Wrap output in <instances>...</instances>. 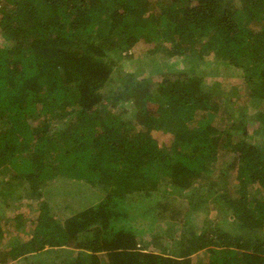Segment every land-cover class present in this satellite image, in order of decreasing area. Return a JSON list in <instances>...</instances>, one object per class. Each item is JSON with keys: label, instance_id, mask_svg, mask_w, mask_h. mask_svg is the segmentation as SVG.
Wrapping results in <instances>:
<instances>
[{"label": "trees", "instance_id": "16d2710c", "mask_svg": "<svg viewBox=\"0 0 264 264\" xmlns=\"http://www.w3.org/2000/svg\"><path fill=\"white\" fill-rule=\"evenodd\" d=\"M204 56L240 73L245 102L218 100ZM0 196L38 201L0 214V264H264V0H0ZM213 201L223 216L196 234ZM11 221L24 236L3 243Z\"/></svg>", "mask_w": 264, "mask_h": 264}, {"label": "rangeland", "instance_id": "374dc122", "mask_svg": "<svg viewBox=\"0 0 264 264\" xmlns=\"http://www.w3.org/2000/svg\"><path fill=\"white\" fill-rule=\"evenodd\" d=\"M137 48H134V51L135 52V57H131V58H128V59H125L124 63H123V66L124 68H126V70H134V64L136 63V60L139 61V59L141 60H144V57H145V47L143 46V43L140 42L138 43L137 45ZM135 46V47H136ZM139 58V59H138ZM157 59H162L161 62H165L166 65L168 67L171 68V74H169L168 72V75L169 76H173L174 74H177L179 75L178 73L180 71H182V69L184 68V62L181 61L180 58H164L162 55H158L156 56ZM206 56H204L201 61V63L199 64V67H198V74H202L204 75V81L206 82V84L208 85H211V84H214V82L216 80H221L222 84H224V86L222 87V90H217L215 92L216 95H218V100L219 101H223V99H225V96L228 94V92H230L231 90H233L237 96L239 97L238 99V102L240 101H244L247 100V93L249 92V89L246 87V84H245V80L241 77L240 73H234L233 71H231L230 69H226V68H221V67H218V64H213L212 62H204V60H206ZM209 59V58H208ZM167 67V68H168ZM218 67V69H217ZM150 71V73L152 74V71L151 69L150 70H146V73L148 74ZM213 71V73H210L207 75V72H211ZM219 71V72H217ZM164 72H166V70H164L163 72L162 71H159V72H153L152 76L155 77V79H159L161 77V74H163ZM217 72V73H216ZM204 73V74H203ZM215 74V75H214ZM184 75V74H183ZM187 76H193L191 73H187ZM127 106H129V104H126ZM250 105V104H249ZM253 108V107H251ZM168 137L166 136H163L161 138V141H163L165 144L168 145ZM225 158H227V160H230V156H225ZM217 174V172L215 173V175ZM216 177V176H215ZM230 179H233L231 177L228 178V185H233V183L235 184V181L234 180H230ZM219 185V184H218ZM208 191V189H207ZM54 196V195H52ZM1 197V196H0ZM58 197H56L57 199ZM60 199H63V197H59ZM50 200H52V198H49ZM49 200V201H50ZM18 200H16L15 202H11V204H15L17 203L18 205H20V208L19 209H16L15 206L14 208H8V209H5L4 208V205L0 202V214H2V216H4L5 218H8V219H12L17 213L18 214H22L23 215V218L28 220L29 217L31 218H34L36 216V210H37V202L38 201H22V202H17ZM75 203V202H74ZM214 204H212V202H208L204 207L202 208H197V209H194L193 211V214L191 215V224L193 226V229L196 230V234L200 233L203 228H204V221L208 218H210L212 221H216V220H219L220 217L223 216V212H222V209H220V206L221 204L219 203V201H213ZM31 206H30V205ZM71 204H69V208L71 207ZM62 208V207H61ZM72 208V207H71ZM76 210H65L63 212V214L68 215H72L73 213H75ZM59 213H62V211H59ZM120 222H117V224H119ZM131 224H134L135 227H138V228H144V229H148L149 227V224H148V220L146 219H142L140 218L139 220L137 221H134V223H131ZM175 224H177L175 222ZM26 225L28 226L29 223L27 222H24V230L26 229ZM115 225V223H114ZM4 229L6 230V234L4 235V239H3V243H5L7 241V239H9L11 236L13 235H20V236H24L23 235V231H18L16 229H14V221H11L9 222V224H6V225H3ZM112 225H110V228H109V231H111L110 229ZM165 228V225L164 223L160 222L157 226L156 229H164ZM155 229V230H156ZM155 230H152L148 233H146L144 236H143V239L148 241V242H151V237L149 236V234H151V232H154ZM179 230L178 229L177 231L174 232V235L173 237L175 239H177L179 237ZM148 231V230H147ZM171 241V239L169 237H164L162 238V241L163 244L165 245V247L167 248V250H171L172 248V242H168ZM154 245V243L152 245L149 246V250L150 251H154V252H158L159 251V248ZM66 249V247H65ZM84 248H82L81 250H75L76 253H78V251H83ZM65 252L62 251V253ZM207 253L204 255L202 251H198L197 253H194L192 255V259L193 262L194 261H197V260H202L201 263L202 264H206V261H207ZM65 254L63 253L60 258L56 259V263H62V262H65L67 258H64ZM191 264H196L195 262L194 263H191Z\"/></svg>", "mask_w": 264, "mask_h": 264}]
</instances>
